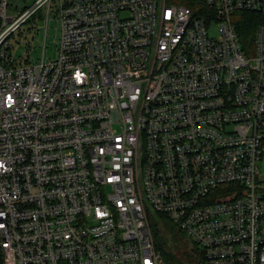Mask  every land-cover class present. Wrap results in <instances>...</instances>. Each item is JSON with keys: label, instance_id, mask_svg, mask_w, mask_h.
<instances>
[{"label": "built area", "instance_id": "1", "mask_svg": "<svg viewBox=\"0 0 264 264\" xmlns=\"http://www.w3.org/2000/svg\"><path fill=\"white\" fill-rule=\"evenodd\" d=\"M11 1L0 0V264H264V0ZM37 12L31 63L10 38ZM153 215L180 230L191 261L161 260Z\"/></svg>", "mask_w": 264, "mask_h": 264}, {"label": "rangeland", "instance_id": "2", "mask_svg": "<svg viewBox=\"0 0 264 264\" xmlns=\"http://www.w3.org/2000/svg\"><path fill=\"white\" fill-rule=\"evenodd\" d=\"M14 5L19 6L20 8L22 6H31L33 3V0H12L11 1ZM16 13V9L13 8L12 6L7 9V14L8 15H14ZM39 14V12L35 13L29 20L28 22H33L34 27L28 29V22L24 24L21 29H22V34L19 35L21 38L17 40V34L15 33L12 38H10V43L13 44L15 47L14 54L15 57L19 58L20 56L26 57L29 56V62L34 63L41 57V52H42V43H43V37H44V20L43 19H36V16ZM39 28V29H38ZM209 32L211 34L216 35L217 31V24L215 22H210L209 23ZM54 34H55V22L50 21L48 24V30H47V36L45 40L46 44V56L53 57L55 54V43H54ZM13 37H16L13 39ZM15 40V41H14ZM18 41V42H16ZM259 170L262 175H264V155L260 158L259 162ZM164 217V216H163ZM154 220H157L158 223H162L158 217L152 216ZM170 224L169 221H167V225ZM171 238L174 242H177L178 248V253L177 255L181 254L182 252H186L188 254V258H182L181 256V261H191V254L189 253V247L186 245V241L184 239L183 234L180 232V230L176 227L173 226L172 228V234ZM167 239H170L169 236H167ZM163 241L167 242L166 239L163 238ZM169 243V242H168Z\"/></svg>", "mask_w": 264, "mask_h": 264}, {"label": "trees", "instance_id": "3", "mask_svg": "<svg viewBox=\"0 0 264 264\" xmlns=\"http://www.w3.org/2000/svg\"><path fill=\"white\" fill-rule=\"evenodd\" d=\"M172 2L175 3H184L186 5H191L194 0H172ZM248 15V14H244ZM241 16L238 20V27L240 30V37L243 42L246 43V41H249L252 38L253 34V26L254 22H251V17L248 16ZM158 219L162 223H158L157 220H154L153 218L150 221L151 224V234L154 241V248L156 252L161 257V260L165 263H178L181 261L182 258H188V254L186 252H182L181 254L177 255L178 248L176 244L177 242H174L171 238L172 234V228L173 226L170 224L167 225V219L163 217L162 215H156ZM167 236L170 237V239H167ZM163 238L166 239L167 242L163 241ZM169 242V243H168ZM176 243V244H174ZM179 245V244H178ZM187 245V244H186Z\"/></svg>", "mask_w": 264, "mask_h": 264}]
</instances>
